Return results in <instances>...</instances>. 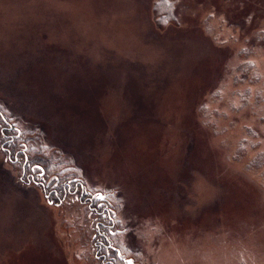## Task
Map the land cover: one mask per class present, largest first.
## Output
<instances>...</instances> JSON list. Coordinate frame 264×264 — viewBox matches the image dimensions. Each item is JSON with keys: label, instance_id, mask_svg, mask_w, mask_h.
<instances>
[{"label": "rangeland", "instance_id": "374dc122", "mask_svg": "<svg viewBox=\"0 0 264 264\" xmlns=\"http://www.w3.org/2000/svg\"><path fill=\"white\" fill-rule=\"evenodd\" d=\"M164 1L0 0V264H264V0Z\"/></svg>", "mask_w": 264, "mask_h": 264}, {"label": "trees", "instance_id": "16d2710c", "mask_svg": "<svg viewBox=\"0 0 264 264\" xmlns=\"http://www.w3.org/2000/svg\"><path fill=\"white\" fill-rule=\"evenodd\" d=\"M158 1H160V0H156V2H158ZM161 1H162V3H164L163 4V6H164V12L162 13V16L165 17V18H167V19H170L171 21L172 20H175L174 19L175 8L173 10V4L172 3L166 4L165 3L166 1H164V0H161ZM154 8H155L154 10H155V13H156V8H158V7L154 5ZM0 137L2 138V140L5 139V138L7 139L8 137H10V132H7L5 130V132L3 133V135H1ZM7 143H8V141H7ZM15 153H16V151H14V150L9 151V155H15ZM26 168H27V163H25L24 166H23V169L24 170H26ZM47 182H49V181L48 180H45V184H44L45 186H46V184H48ZM45 186H40L42 188V190H43L44 193H45V191H44V187ZM79 188L80 189L83 188L82 185H80ZM64 191H65V188L62 187V185L58 186V188H57V192L58 193H63ZM53 196H55V192L54 191H53ZM84 199H85V195H84V193L82 191V196L80 197V202L82 203V201H84ZM107 219L109 221H111V216L109 215V213H107Z\"/></svg>", "mask_w": 264, "mask_h": 264}, {"label": "snow or ice", "instance_id": "6c2138e0", "mask_svg": "<svg viewBox=\"0 0 264 264\" xmlns=\"http://www.w3.org/2000/svg\"><path fill=\"white\" fill-rule=\"evenodd\" d=\"M100 199H103V197H99ZM129 264H131V262H129Z\"/></svg>", "mask_w": 264, "mask_h": 264}]
</instances>
